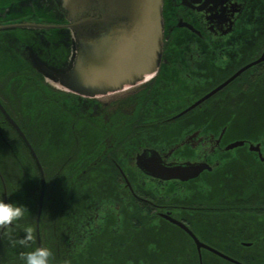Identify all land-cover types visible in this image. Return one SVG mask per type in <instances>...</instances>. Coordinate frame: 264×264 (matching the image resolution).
Masks as SVG:
<instances>
[{
    "label": "flooded vegetation",
    "instance_id": "obj_1",
    "mask_svg": "<svg viewBox=\"0 0 264 264\" xmlns=\"http://www.w3.org/2000/svg\"><path fill=\"white\" fill-rule=\"evenodd\" d=\"M162 18L158 69L94 98L62 90L33 65L63 67L76 44L70 29L0 32V104L16 124L3 95L23 93L19 79L41 78L81 104L73 119L45 122L37 148L17 124L41 168L0 109V199L25 205L31 228L35 216L29 243L50 250L49 264H195L194 255L196 264H235L195 238L228 256L217 243L247 234L237 223L226 230L232 217L216 210L264 190V0H163ZM23 21L69 23L56 0H0V24ZM34 108L28 101L31 123ZM144 156L165 168H205L162 179L139 166ZM7 229L0 264H21L35 247L2 253Z\"/></svg>",
    "mask_w": 264,
    "mask_h": 264
},
{
    "label": "water",
    "instance_id": "obj_2",
    "mask_svg": "<svg viewBox=\"0 0 264 264\" xmlns=\"http://www.w3.org/2000/svg\"><path fill=\"white\" fill-rule=\"evenodd\" d=\"M56 1L65 12L68 24L30 21L0 24V32L18 29H70L73 32L76 40L74 54L63 67H52L33 58L34 67L51 84L84 98H94L136 85L158 69L164 43L163 0ZM0 109L30 147L23 132L1 104ZM32 152L40 166L36 154ZM138 164L146 172L162 179L193 178L205 168L201 165L165 168L153 157L146 156L140 158ZM195 241L199 249L208 248L223 259L240 264L196 238Z\"/></svg>",
    "mask_w": 264,
    "mask_h": 264
},
{
    "label": "trees",
    "instance_id": "obj_3",
    "mask_svg": "<svg viewBox=\"0 0 264 264\" xmlns=\"http://www.w3.org/2000/svg\"><path fill=\"white\" fill-rule=\"evenodd\" d=\"M18 84L19 88H23V86L26 87L25 90H23L24 92H19L16 98H12L7 94L3 95V103L32 146L37 148L41 138L48 137L46 130L51 128V124L48 123L45 125L44 123L48 121H59V119H73V114L77 111L76 106L81 105L79 97L70 93L56 91L43 79L37 77L24 80L19 79ZM4 99H7L8 102L6 103ZM28 101L34 102L35 105L32 123L29 122L27 116L26 105ZM37 103L39 104L38 107L36 106ZM234 199H238L236 194L232 197V200ZM240 200H246L241 203L242 205L240 207L225 206L223 210L220 209L216 211H219L218 214L232 217L231 224L226 226V230L233 231L231 228L235 229L237 223L241 226V231L245 232L247 236L246 238H242L240 235L229 241L217 243V246L220 251L243 264H264V190L260 192L259 197L250 199V196L246 194L243 198H240ZM34 220L35 216L32 218L33 233L35 231ZM29 226L30 221H27L26 216L19 221L17 225L10 226L3 235L2 253L8 249L7 247H36L35 240L33 243H28L27 246H22L18 243L13 245L11 243L12 240H19L23 237V228ZM16 228L18 234L16 233ZM243 239L252 242V246L250 249H247L246 252L239 251L234 246L230 247L227 244L228 242H237ZM10 255L11 252L9 249V256ZM216 261L218 262L217 264H229L223 260L217 259ZM196 262L197 257L194 255V263L196 264ZM9 263V260L8 262L3 261V264ZM206 264H211V262L207 261Z\"/></svg>",
    "mask_w": 264,
    "mask_h": 264
},
{
    "label": "clouds",
    "instance_id": "obj_4",
    "mask_svg": "<svg viewBox=\"0 0 264 264\" xmlns=\"http://www.w3.org/2000/svg\"><path fill=\"white\" fill-rule=\"evenodd\" d=\"M28 213L29 209L25 205L5 202L4 199H0V229H7L18 224ZM23 232V237L19 240L11 241L13 245L18 243L22 246H27L33 240V229L30 226L24 227ZM50 256L51 252L48 248L35 247L21 254V264H49Z\"/></svg>",
    "mask_w": 264,
    "mask_h": 264
}]
</instances>
